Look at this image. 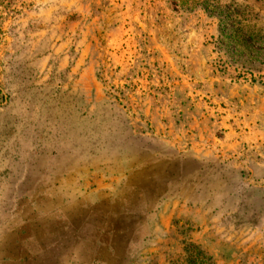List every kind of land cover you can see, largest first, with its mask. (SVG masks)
<instances>
[{
	"label": "rangeland",
	"instance_id": "374dc122",
	"mask_svg": "<svg viewBox=\"0 0 264 264\" xmlns=\"http://www.w3.org/2000/svg\"><path fill=\"white\" fill-rule=\"evenodd\" d=\"M82 197L159 209L130 264H264V0H0V247Z\"/></svg>",
	"mask_w": 264,
	"mask_h": 264
},
{
	"label": "crops",
	"instance_id": "0c3cea01",
	"mask_svg": "<svg viewBox=\"0 0 264 264\" xmlns=\"http://www.w3.org/2000/svg\"><path fill=\"white\" fill-rule=\"evenodd\" d=\"M132 194L129 192L126 195ZM143 194L140 191L134 192L137 199H141L140 195ZM95 195L98 199H102L99 192H95ZM164 195L165 192L160 197L164 199ZM133 199L134 201L130 200V202L124 198L113 201L104 199L89 204V201H85L82 197L81 200H72L60 211L52 213L45 211V214L54 215L52 219L51 217L33 218L34 220L29 221L22 213L20 218L28 220L33 226L26 235L28 238H25L22 244L25 250L21 253L15 243L13 246L15 253H11L10 244H1L0 248H4L3 251L7 252V255L0 257V264L139 262L142 249L148 246L149 221L156 219V214L160 211L153 209V213H150L148 206L143 207L141 201ZM105 201L109 202L108 207L102 210L100 207ZM30 210H34V207ZM46 219L52 220L55 226L51 229L41 228L39 222ZM35 221L38 222V227L34 225Z\"/></svg>",
	"mask_w": 264,
	"mask_h": 264
}]
</instances>
